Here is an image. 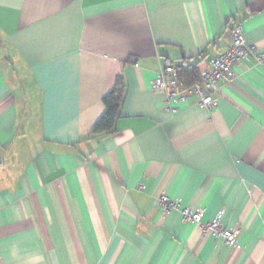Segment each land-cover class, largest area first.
<instances>
[{
  "label": "crops",
  "instance_id": "crops-1",
  "mask_svg": "<svg viewBox=\"0 0 264 264\" xmlns=\"http://www.w3.org/2000/svg\"><path fill=\"white\" fill-rule=\"evenodd\" d=\"M237 24L264 54V0H0V264H264V63L211 109L152 89L184 60L200 76ZM118 77L117 131L92 138ZM183 208L223 212L236 245Z\"/></svg>",
  "mask_w": 264,
  "mask_h": 264
},
{
  "label": "built area",
  "instance_id": "built-area-1",
  "mask_svg": "<svg viewBox=\"0 0 264 264\" xmlns=\"http://www.w3.org/2000/svg\"><path fill=\"white\" fill-rule=\"evenodd\" d=\"M250 55L257 62L264 63V54L248 50L246 33L242 25L237 24L231 29L230 47L211 60L210 67L201 74L199 82L187 84L180 78L175 65H166L157 74L152 89L165 93L167 98L165 108L172 114L178 112L177 109L172 108L173 102L187 103L191 99H195L198 105L211 109L215 105V95L233 79L234 69ZM159 205L164 213L180 209L178 202L165 195L161 197ZM181 214L185 223L199 226L204 235L222 239L229 248L236 245L238 233L222 222L223 212L212 220H206L205 211L200 209L183 208Z\"/></svg>",
  "mask_w": 264,
  "mask_h": 264
},
{
  "label": "trees",
  "instance_id": "trees-1",
  "mask_svg": "<svg viewBox=\"0 0 264 264\" xmlns=\"http://www.w3.org/2000/svg\"><path fill=\"white\" fill-rule=\"evenodd\" d=\"M179 76L187 84L199 82L201 75H198V63L189 64L184 60L176 65ZM126 100V87L121 77H118L113 89L103 98L106 111L101 119L94 126L91 137L97 138L102 135L114 134L117 131V123L122 117V109Z\"/></svg>",
  "mask_w": 264,
  "mask_h": 264
}]
</instances>
